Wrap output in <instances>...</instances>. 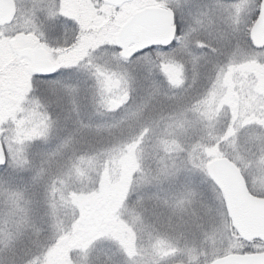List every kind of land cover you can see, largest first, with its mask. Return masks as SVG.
Returning a JSON list of instances; mask_svg holds the SVG:
<instances>
[{"label":"snow or ice","instance_id":"snow-or-ice-1","mask_svg":"<svg viewBox=\"0 0 264 264\" xmlns=\"http://www.w3.org/2000/svg\"><path fill=\"white\" fill-rule=\"evenodd\" d=\"M0 264H264V0H0Z\"/></svg>","mask_w":264,"mask_h":264}]
</instances>
